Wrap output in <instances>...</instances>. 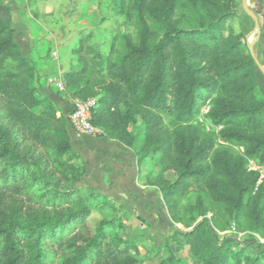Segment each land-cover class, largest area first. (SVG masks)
<instances>
[{
  "label": "trees",
  "instance_id": "1",
  "mask_svg": "<svg viewBox=\"0 0 264 264\" xmlns=\"http://www.w3.org/2000/svg\"><path fill=\"white\" fill-rule=\"evenodd\" d=\"M181 4L194 13L187 26L175 18ZM237 6V0H133L139 43L126 36L127 50L115 61L113 47L105 55L91 37L81 38L75 53L82 66L65 74L72 97H98L91 123L100 136L129 147L140 143L139 161L161 164L154 184L173 221L191 228L174 232L176 250L189 245L195 264H264V243L248 253L214 225L218 209L255 232L264 224V188L255 190L259 172L246 165V158L264 165V100L243 32L226 25ZM147 16L163 29L155 43ZM35 74L0 15V194L16 202L0 205V264H140L136 240L111 234L122 223L88 225L93 206L78 188L87 170L73 162L70 119L35 85ZM207 102L213 124L223 126L217 132L193 122ZM138 116L145 125L140 140L129 128ZM192 191L195 203L183 206ZM158 264L188 263L171 251Z\"/></svg>",
  "mask_w": 264,
  "mask_h": 264
},
{
  "label": "rangeland",
  "instance_id": "2",
  "mask_svg": "<svg viewBox=\"0 0 264 264\" xmlns=\"http://www.w3.org/2000/svg\"><path fill=\"white\" fill-rule=\"evenodd\" d=\"M237 1L236 16L227 21L226 25L233 27L238 32H243V40L248 43L250 48V44H254L256 38V31L252 33L254 30V20L245 12L242 7V0ZM132 4L133 0H125L124 3L123 0H0V12L7 24L14 29L15 41L19 43L22 52L33 64L34 62L29 56L31 53L43 63H48V68H54L60 65V68L71 69V67L80 68L83 63V60L80 59V55L75 53L80 45L81 38L85 40L91 37V45L104 54H108L111 47H113L111 58L115 61L120 60L127 50L126 36H128L133 43H139L140 19L137 10L133 9ZM193 15L194 13L189 6L181 4L176 10L175 18L180 20L181 26H187L190 20H194ZM146 18L153 32L151 42L155 43L162 38L163 29L161 24L150 18V16ZM93 55V52L90 53V57ZM81 57L83 59L86 58V53L83 52ZM255 71L259 82L257 95L264 100V74L257 65ZM55 72L56 68L54 70V73ZM91 76L92 78L90 79L93 81L95 76L98 75L93 76L92 74ZM40 79V75L38 73L37 75L35 74L34 83L37 87H40ZM52 91L58 98L70 103L71 111L68 117H70L77 101L95 99L97 102L98 100V97H95V95H90L87 99L72 97L67 89H65V91H58L52 88ZM40 110L41 108H37V111ZM209 111L210 105L209 102H207L201 107L199 114L193 122L202 126V131L205 133H213L210 132L213 130L217 132L223 126H216L213 124L212 119L208 116ZM164 126L172 128V125L169 124L168 121L165 122ZM129 128L138 138L137 140L143 137L145 125L140 116H138V123L131 125ZM97 133L96 135H101L102 130L99 128ZM219 143L224 142L219 141ZM235 150L242 153L244 148L237 146ZM246 161L249 170L252 166H264L259 165L252 159L246 158ZM174 178H176V175ZM84 193L86 194L87 192ZM196 196L197 193L192 191L183 199L182 205L186 206L189 203L194 204ZM0 198L3 200L0 202V205L4 207L16 205V202L9 196L2 197V194H0ZM122 208L115 209L104 206L99 210H95L88 218V225L94 228L103 218L109 220L115 219L117 224L122 223L124 225L122 220L126 212ZM211 214L212 213H210L209 216H211ZM214 214V225L220 229L226 228V231H221L222 238L225 240L228 239L230 243L236 242L234 244L235 248L237 246L245 247L248 253L254 254L257 249V242L264 243V224L259 228L258 232H255L246 220H241L239 223L234 222L219 209L216 210ZM27 215L28 213L25 210L24 216ZM188 218L189 215L187 219ZM135 219H133V224L129 227H125L124 225L122 229L114 228L111 234H120L126 238H133L135 236L141 238L139 244L142 249H140L137 256L141 262L140 264H148V261L153 264L154 261L165 258L167 256V251L163 253L162 247H158L157 249L155 246L156 244L148 242L146 237L147 231H143L141 235H137L134 231L137 227L135 223L141 222V225L144 226L147 219L142 216H136ZM201 219L202 218H199L198 221ZM171 224L172 223L166 224L164 227L161 226V232L165 233L164 237L168 235L169 240L174 231L173 225ZM179 227L186 229L181 225H179ZM187 229L190 230L191 228ZM128 231H130V233H128ZM151 245L153 251L150 252ZM162 246L164 247L166 245L162 244ZM154 252H156V254ZM154 254L155 257L153 258ZM188 261L192 262L190 256L188 257Z\"/></svg>",
  "mask_w": 264,
  "mask_h": 264
},
{
  "label": "crops",
  "instance_id": "3",
  "mask_svg": "<svg viewBox=\"0 0 264 264\" xmlns=\"http://www.w3.org/2000/svg\"><path fill=\"white\" fill-rule=\"evenodd\" d=\"M247 2L248 6L257 14L261 25V34L258 38L256 33L253 49L263 66L264 0H247ZM0 15H2L1 12ZM29 56L33 60V65L41 78L40 91L45 96L54 100L58 104L60 111L68 118L71 111L70 103L53 94L52 88H56L49 85L47 79L53 75L65 82V74L71 69L60 68V65L54 68H48V63L46 64L38 60L33 56V53L29 54ZM55 68L56 72L54 73ZM68 131L72 141V151L76 154L73 162L76 166H84L87 170L84 179L78 183V188L83 196L90 197L93 206L92 213L104 206L115 209L123 207L122 209L126 212L122 220L125 227L133 224V219L136 216H142L147 221L144 226L141 225V222L135 223L137 227L134 231L137 235H141L143 231H147L146 237L148 242L156 244L157 249L158 247H162L163 253L167 251V256L172 251L176 257L186 260L188 264H195L189 245H184L180 251L176 250V242L172 238L174 232L177 229L182 231H188V229H182L179 227V225L185 227L182 223L173 221L161 190L154 184L158 175L161 173V164L152 157H147L139 161L138 151L141 149L140 143L129 147L119 140L110 139L105 136L80 134L70 124H68ZM175 175L173 171H167L165 173L166 179L171 181L176 180L177 176L174 178ZM84 192L87 193L85 194ZM165 223H172L171 225H173L174 231L170 236V240L168 235L164 237L165 233L161 232V226L164 227L166 225ZM218 231L222 236L221 231L226 230ZM132 239L136 240L139 250L142 249L139 244L141 238L135 236ZM162 244L166 246L163 247ZM151 251H153L152 245L150 247ZM154 253L156 254V252ZM189 256L193 263L188 261ZM165 258L159 261L156 260L153 264H158ZM148 264L152 263L148 261Z\"/></svg>",
  "mask_w": 264,
  "mask_h": 264
},
{
  "label": "built area",
  "instance_id": "4",
  "mask_svg": "<svg viewBox=\"0 0 264 264\" xmlns=\"http://www.w3.org/2000/svg\"><path fill=\"white\" fill-rule=\"evenodd\" d=\"M48 83L54 86L58 91H65V82L57 76H50ZM96 105L95 99H88L86 101H77L74 109L69 117L71 126L79 133L85 135H96L99 131L98 127H95L91 123L92 109ZM250 170H258L259 178L256 183L255 190L259 187L264 188V166H252Z\"/></svg>",
  "mask_w": 264,
  "mask_h": 264
},
{
  "label": "water",
  "instance_id": "5",
  "mask_svg": "<svg viewBox=\"0 0 264 264\" xmlns=\"http://www.w3.org/2000/svg\"><path fill=\"white\" fill-rule=\"evenodd\" d=\"M242 5H243V8L245 10V12L252 17V19L254 20V30L252 31V33H254L256 31L257 33V37L259 38L260 37V34H261V25L259 23V19H258V16L257 14L248 6V2L247 0H243L242 1ZM253 45L254 44H250V51H251V54L257 64V66L261 69V71L263 72L264 74V67L262 66L260 60L257 58L255 52H254V49H253Z\"/></svg>",
  "mask_w": 264,
  "mask_h": 264
}]
</instances>
